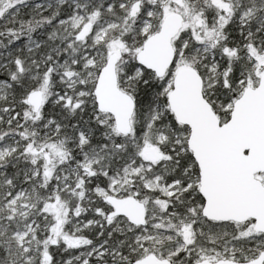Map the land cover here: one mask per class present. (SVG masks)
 <instances>
[{
    "label": "snow or ice",
    "instance_id": "snow-or-ice-1",
    "mask_svg": "<svg viewBox=\"0 0 264 264\" xmlns=\"http://www.w3.org/2000/svg\"><path fill=\"white\" fill-rule=\"evenodd\" d=\"M0 264H264V0H0Z\"/></svg>",
    "mask_w": 264,
    "mask_h": 264
}]
</instances>
